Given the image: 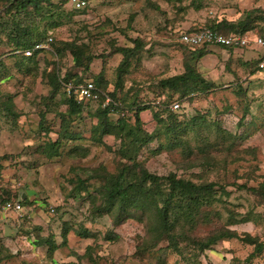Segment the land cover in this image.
Wrapping results in <instances>:
<instances>
[{"label":"rangeland","instance_id":"rangeland-1","mask_svg":"<svg viewBox=\"0 0 264 264\" xmlns=\"http://www.w3.org/2000/svg\"><path fill=\"white\" fill-rule=\"evenodd\" d=\"M148 1L154 2L159 8L151 7ZM188 3L189 0L183 1L185 5ZM65 7V13L73 11L68 4ZM254 7L264 9V0H202L199 10L188 7L185 12H178L174 3L167 0H88L85 9L73 11L68 20L62 19L63 23L48 33L56 39L68 40L78 35L88 43L94 58L91 63L92 75L86 79L93 80L102 70L108 90L115 86V68L122 58L118 53L110 55V51L117 46L132 47L133 40L140 37L145 41L144 50L137 55L139 63L134 58L129 65L130 74L125 78L119 96L125 94L128 102L136 91H140L139 98L151 102V109L156 110V101L160 96L165 98L170 95L173 101L178 97L177 93L151 90L146 85L156 77L172 76L183 70V51L178 45L179 32L202 26L207 18H219L223 12L232 16L241 9ZM4 46H0V54L8 49ZM207 48L211 54L197 61V69L217 88L207 95H195L191 102L180 105L182 108L177 111L180 120L175 132L168 136L163 133L157 135L166 144L177 143L176 147L152 153L150 151L156 147L157 141L154 138L141 146L140 152L138 150L134 155L147 160V165L158 173L176 171L178 175L192 179L197 184L226 181L223 178L226 169L228 179L235 177V171L238 183L248 181L255 185L260 179L258 176L264 173V76L250 78L247 75L249 67L245 68L241 64L237 66L235 71L246 91L243 100L239 99L234 95L233 87H220L222 83L228 85L231 80L219 78V47L208 45ZM9 56L3 58L5 67L0 68V101L11 95L12 105L19 116L15 118L14 125L11 118L0 115V156L8 154L12 157L1 160L0 199L8 195L14 197L11 201L17 202L24 193L31 204H22L23 208L19 212L4 211L0 205V257L6 254L5 248L13 255L0 259V264H66L71 261L76 264H264L263 253L248 261L253 246L238 239L219 240L204 254L190 253L185 248L181 249L182 254L157 247L138 250L137 235L144 233L140 222L127 219L119 226H112L108 215L93 216L88 210L86 194H69L70 185L66 179L87 177L90 174L87 169L97 163H103L110 171H116L120 162L112 152L97 144H90L89 153L84 157L53 158L43 164H39L37 159L35 161L39 155L32 153L33 149L30 148L31 144L33 147L39 143L33 136L38 126L34 109L48 89L42 77L43 69H48L54 58L50 54L42 56L39 65L33 68V73H21L17 63L22 59ZM57 60L62 69L73 63L69 53L57 57ZM246 107L248 113L242 125H239L237 122ZM94 108L84 106L79 116L84 120L74 118L72 127L75 131L87 134L89 126L95 121L88 115ZM64 109L66 106H60V110ZM215 109L217 114L214 113ZM199 113L211 118L206 116L192 124L191 119ZM117 117V114L111 115L113 120ZM141 117L144 130L153 135L158 125L152 123L150 110L142 111ZM48 118H51V114ZM162 126L160 124L158 128ZM103 141L108 146L114 145L112 136H105ZM247 149L254 153L245 151ZM204 153L214 156L217 162L213 165H198L186 171L175 168L174 160L199 157ZM230 153L240 159L228 162L222 170L224 161L221 159ZM250 172L258 178H249L247 174ZM89 190L93 189L89 187ZM227 190L230 194L222 198L230 203L236 215L234 220L228 222V214L222 210V220L228 222L229 228L249 232L264 241V206H255V197L244 189L237 190L230 186ZM47 204L58 207V211L47 213ZM248 212H251L250 220H241ZM64 225L68 227L65 243L61 236ZM35 226L42 229L40 237L51 233L59 245L58 249L49 254L46 245L35 242ZM80 226L88 229L92 236L84 237L76 232ZM107 232H110V237ZM89 245L90 251L87 250Z\"/></svg>","mask_w":264,"mask_h":264},{"label":"trees","instance_id":"trees-1","mask_svg":"<svg viewBox=\"0 0 264 264\" xmlns=\"http://www.w3.org/2000/svg\"><path fill=\"white\" fill-rule=\"evenodd\" d=\"M167 1L173 2L178 12H185L188 7L199 10L202 2V0H189V3L185 5L183 4L185 0ZM148 2L151 7L159 8L154 2ZM66 4H68V0H0V46L5 45L4 47L8 48L6 52L0 54V68L5 67L3 58L6 55H10L9 57L12 58L17 56L22 61H26L17 63L21 73L28 71L33 73V68L36 69V65H39L38 62L42 56L50 54L54 58L50 62V67L43 69L42 77L45 78L48 89L41 96V100L38 101L34 109L38 117V126L33 136L39 141L38 144L33 147V144H31L30 147L33 149L32 153L39 155L34 160L37 159L39 164H43L53 158L66 157L74 159L84 157L89 153L90 144L102 145L112 152L114 158L120 162L116 171H110L103 163L90 166L87 169L90 171L87 177L74 176L66 179V182L70 185L69 194L80 196L86 194V200L89 202V212L97 217L108 215L112 226H119L127 219L140 222L144 233L143 235H137L139 242L136 246L138 250H150L157 247L182 254L181 249L185 248L190 253L196 252L197 254V252H200L204 254L219 240L238 239L253 246V251L247 258L248 261L261 253L264 257V241L260 237L251 235L249 232H238L236 229L228 227V222L234 220L236 213L230 203L222 198V196L230 194L227 187L232 186L237 190L244 189L253 195L255 206H264V173L258 176L260 179L255 185L249 184L248 181L238 183L235 171L233 173L235 177L231 180L228 179L225 169L226 164L240 159L236 154L230 153L221 159L224 161L221 169H225V177L223 176V178L226 181L223 179L221 183L219 181H208L197 184L192 179H185L178 175L176 171L158 173L147 165V160H141L134 155V152L138 151L141 146L147 145L154 138H157V141L156 147L150 151L152 153H160L170 147L177 146V143H164L157 135L163 133L168 136L169 133L175 132L178 120H180L177 113L182 108L180 105L186 101L191 102L195 95H207L209 91L217 88L213 81L208 82L202 73L198 71L197 61L206 54L211 53L210 49L207 48L208 45H217L228 49L234 47L209 43L200 45L185 44L178 37V45L183 51V70L172 76L156 77L146 87L151 90H167L171 94L177 93L178 97L174 101L179 103V109L175 111L170 109V103L173 100L169 95L163 101L156 103V110H152L151 102L139 98L140 91H136L133 98L131 97L128 102H126L125 94L122 97L119 96L123 82L130 74L129 65L133 63L134 58H136L138 64L140 59L137 55L144 50L145 41L140 37H136L133 40L134 45L132 47L117 46L110 51V55L118 53L122 56L115 68V86L112 90L107 89L102 70L93 78L96 87L110 96V103L102 107L101 103L78 101L73 94L66 93L65 85L71 83L76 86L92 75L91 63L94 54L91 53L88 43H85L78 35H74L72 39L68 40L56 39L48 33L55 26L62 24V19L68 20L69 15L77 10L71 7L73 11H70L69 14L65 13ZM256 27H258L257 31L263 34L264 9L259 7L243 10L241 15L233 21L212 16L207 18L202 26L197 25L188 30L180 31L179 35L182 32L203 28H209L214 32L225 35L232 32L245 35ZM49 36L52 37L50 41H48ZM36 43H46L47 45L45 48L34 50L30 57L15 53L16 50L31 48ZM66 53L72 56L73 63L62 69L57 57ZM263 59L264 56L261 60ZM260 62H250L247 75H252L261 69ZM224 85L222 83L220 87H233V90H235L233 93L239 99L243 100L246 96L242 79L236 78L228 86ZM62 105L66 106V109L60 110ZM87 105L89 109L95 107L92 113L88 114L89 117L95 118V121L89 126L87 134L83 135L80 131L73 129L72 121L75 117L84 120L83 117L79 116L84 110V106ZM247 107L237 124L242 125L244 116L248 113ZM148 109L151 113L152 123L158 125L154 129L156 131L153 135H149L143 128L141 113ZM214 113L217 114L218 111L215 109ZM49 114H51V118H48ZM112 114H117L118 117L113 120L111 119ZM0 115L11 118L12 124L15 125V118L19 116V113L15 111L12 105L11 95H7L4 100L0 101ZM206 116L209 115L197 114L191 119L192 124ZM160 124L163 125L162 128H158ZM105 136L113 137V146H108L103 141ZM230 147H232V144ZM248 150L251 154L254 153L251 149L245 151ZM227 153L229 152L227 151ZM11 158V155L8 154L0 156V171L3 168L1 160ZM215 162H217V159L214 156L205 153L199 157L186 160H174L175 168L181 171L190 170L198 165H213ZM247 176L258 178L252 172L248 173ZM89 187L93 190L90 191ZM20 197L19 202L21 204H31L27 196ZM13 198V196H4L0 199V205L5 201H11ZM57 209L58 207L48 206V204L45 208L47 213L58 211ZM222 210L227 212L228 222L222 220ZM250 214L251 212H248L240 219L248 221L250 220ZM34 230V234H36L35 242L46 245V251L49 254L58 249L59 245L51 233L40 237L41 227L35 226ZM76 232L84 237L92 236V233L84 226H80ZM67 234L68 227L64 225L61 230L63 243L66 242ZM109 234L110 232H107L108 237H110ZM4 250L6 254L0 259L13 256L8 249L5 248ZM87 250H91L90 245L87 246ZM66 264L76 263L71 261Z\"/></svg>","mask_w":264,"mask_h":264},{"label":"built area","instance_id":"built-area-1","mask_svg":"<svg viewBox=\"0 0 264 264\" xmlns=\"http://www.w3.org/2000/svg\"><path fill=\"white\" fill-rule=\"evenodd\" d=\"M68 4L77 10H82L87 7L88 1L86 0H68ZM52 39L51 36L48 37V41ZM181 42L191 45H200L204 43L209 44H218L223 46L245 48V47H257L264 50V34H238V33H229L222 34L214 32L209 28H203L200 30H193L189 32H182L179 35ZM46 43H36L33 47L16 50V54H20L24 57H30L34 50L41 49L46 47ZM260 67L264 68V59L260 62ZM66 93L71 95L73 94L78 101H91L94 103H101V106L104 107L110 103L111 99L108 94L102 92L98 89L93 80L85 79L83 83H80L74 86L71 83L65 85ZM164 96H160L159 100L163 101ZM156 101V103L160 101ZM170 109L175 111L179 109V103L173 101L170 103ZM1 209L4 211L13 210L19 212L22 210V205L20 202L15 201H5L1 205Z\"/></svg>","mask_w":264,"mask_h":264},{"label":"crops","instance_id":"crops-1","mask_svg":"<svg viewBox=\"0 0 264 264\" xmlns=\"http://www.w3.org/2000/svg\"><path fill=\"white\" fill-rule=\"evenodd\" d=\"M245 9L247 8L241 9V11ZM241 11L238 12L237 15H232V16L223 12L221 13L222 15H219V19L225 18L229 21H233L241 15L242 13ZM257 30H258V27H256L255 29L247 33L260 34ZM236 33L241 34L239 32H236ZM263 34H264V31H263ZM263 56H264V51H261V49L257 47L256 48L255 47H245V48L234 47L232 49H228V48L219 46V78L220 80H223V81L231 80V82L234 81L236 78H238V74L235 71L237 66H240L241 64L243 67L247 68L250 62L253 63L254 61H257V62L262 61L261 59L263 58ZM252 76L256 78L257 77L260 78L261 76L263 77L264 68L257 70L252 75L249 74L250 78ZM224 86H228V85L225 84ZM21 196L25 197L26 194L23 193Z\"/></svg>","mask_w":264,"mask_h":264},{"label":"clouds","instance_id":"clouds-1","mask_svg":"<svg viewBox=\"0 0 264 264\" xmlns=\"http://www.w3.org/2000/svg\"><path fill=\"white\" fill-rule=\"evenodd\" d=\"M70 6V5H69ZM19 202V201H18ZM22 205V204H21ZM23 208V207H22Z\"/></svg>","mask_w":264,"mask_h":264}]
</instances>
